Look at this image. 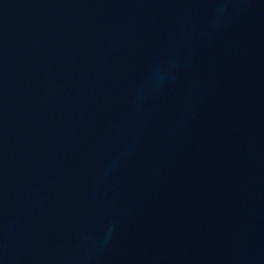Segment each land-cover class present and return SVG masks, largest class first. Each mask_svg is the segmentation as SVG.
Returning <instances> with one entry per match:
<instances>
[{
    "label": "water",
    "instance_id": "obj_1",
    "mask_svg": "<svg viewBox=\"0 0 264 264\" xmlns=\"http://www.w3.org/2000/svg\"><path fill=\"white\" fill-rule=\"evenodd\" d=\"M0 264H264V0H0Z\"/></svg>",
    "mask_w": 264,
    "mask_h": 264
}]
</instances>
